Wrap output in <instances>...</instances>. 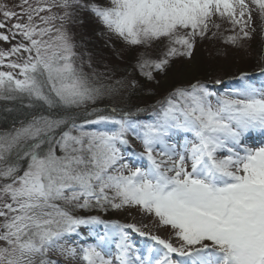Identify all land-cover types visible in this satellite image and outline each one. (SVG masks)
<instances>
[{
  "label": "snow or ice",
  "instance_id": "snow-or-ice-1",
  "mask_svg": "<svg viewBox=\"0 0 264 264\" xmlns=\"http://www.w3.org/2000/svg\"><path fill=\"white\" fill-rule=\"evenodd\" d=\"M84 13L147 81L222 28L264 41V0H0V101L19 105L0 129V264H264V82L133 105L139 80L75 51ZM131 209L167 238L100 216Z\"/></svg>",
  "mask_w": 264,
  "mask_h": 264
},
{
  "label": "rangeland",
  "instance_id": "rangeland-1",
  "mask_svg": "<svg viewBox=\"0 0 264 264\" xmlns=\"http://www.w3.org/2000/svg\"><path fill=\"white\" fill-rule=\"evenodd\" d=\"M87 21L91 23V25L89 23L90 26H88L87 23L85 24V22L71 26L73 42L76 45L75 51L78 55H80L85 61L91 59L93 67L100 72L105 71V65L109 68H115V78L117 79L129 74H131L129 78L134 76L137 80H139V78L144 79L139 75L138 71L134 72L132 69L133 56L128 53H123V55H121L124 45L119 41L109 39L104 27L93 16H89V20ZM92 30L93 35L99 39L96 40L99 41L97 42L98 44L102 43L101 40H107L109 42V44H106L107 48L103 46L99 47V49H106V51L102 53L100 59L95 58L94 55L87 52L88 50L90 51V42L93 41V36L89 35ZM221 31L223 32V36L211 37L210 33L209 37H206L203 40L197 38L190 58L176 57L170 61L169 66L163 73L154 72L155 80L148 82L153 83L156 88L146 93L136 92L131 97V104H140L147 100L154 99L152 100L153 102L159 93L164 91V88L168 84L178 82L184 83L183 86H186L190 83H194V77L196 76L205 77V80H202L203 78L197 79L205 83L211 90L223 93L236 86L238 83L237 78L240 76L238 75V72L241 71L250 60L253 61L254 68H260L262 64H264V60L261 59L262 55H264V41L261 40L259 31L254 34V39L244 48H237L230 44H226L224 37L231 35L232 33L224 31L223 28ZM109 50L111 51V55L104 54ZM158 53L159 49H156L153 55H157ZM85 70L87 71L88 69L86 68ZM249 78L259 84L264 82V73H261L260 70ZM217 80H220L221 83L217 84ZM1 102L3 101H0V103ZM105 103H107V101H105ZM133 147V149H129V152L139 150L138 146L133 145ZM129 158L131 159L133 157L130 156ZM112 214L114 219L112 222L135 223L137 226L147 224L148 227L143 229L145 232L160 235L162 238H167L168 236V229L156 227V225L151 223L150 217H142V215L135 209L112 212ZM100 216L101 219H108L104 214H100ZM100 227L103 230V226ZM81 231H86V229H81ZM133 239L136 241L142 240L150 244L152 243L150 240H146V238L137 235H134Z\"/></svg>",
  "mask_w": 264,
  "mask_h": 264
},
{
  "label": "trees",
  "instance_id": "trees-1",
  "mask_svg": "<svg viewBox=\"0 0 264 264\" xmlns=\"http://www.w3.org/2000/svg\"><path fill=\"white\" fill-rule=\"evenodd\" d=\"M82 16L83 17H81V19H83V22H85V24L87 23V25L88 26H90L91 25V23L89 22V21H87V20H89V16H91L90 14H88V13H84V14H82ZM92 17V16H91ZM87 19V20H86ZM89 23H90V25H89ZM89 29V28H88ZM91 33L89 34L90 36H93V41L92 42H90L91 44H90V51L88 50L87 52L88 53H90L91 55H94L95 56V58H98V59H100L102 56V53L104 52V51H106V49H99V47H101V46H103V47H105V48H107V45L106 44H109V42L107 41V40H101L102 41V43H100V44H98L97 42H99V41H96V40H99L95 35H93V30L92 31H90ZM89 36V37H90ZM88 37V38H89ZM117 46V45H116ZM111 53V51L109 50L108 52H105L104 54H106V55H111L110 54ZM260 69H261V67L260 68H254V65H253V61H249L248 62V64H246V66H244L242 69H241V71H239L238 73V75H240L241 73H247V75H248V77H250L251 75H253V74H255L256 72H258V71H260ZM237 75V76H238ZM239 77V76H238ZM195 79H194V82H195V80L197 81L198 79L197 78H203V76H196V77H194ZM202 80H205V77L202 79ZM139 81H140V83H141V87L136 91V92H144V93H146V92H148V91H150V90H154L155 88H156V86L153 84V83H149L148 81H145L144 79H142V78H139ZM193 81V80H192ZM192 81H190V82H192ZM202 82V81H201ZM184 85V83H178V82H172L171 84H168L165 88H164V91L162 92V93H159V95L157 96V98L160 96V95H162V94H164L165 92H167L168 90H170V89H172L173 87H175V86H183ZM152 100H154V99H152ZM152 100H147V101H145V102H143V103H140L139 105H141V106H146V105H148V104H150V103H154L155 101H153L152 102ZM133 105H136V104H133ZM6 107H9V108H12V107H19V105L17 104V105H13L12 103H9V102H1L0 103V129H6V128H9L11 125H12V123H13V120H14V118L18 115L16 112H11V113H9V112H5L4 111V109L6 108ZM25 111H28V110H25ZM134 148V147H133ZM105 216H107V218L109 219V220H113V214H112V212H110V213H107V214H104Z\"/></svg>",
  "mask_w": 264,
  "mask_h": 264
},
{
  "label": "bare ground",
  "instance_id": "bare-ground-1",
  "mask_svg": "<svg viewBox=\"0 0 264 264\" xmlns=\"http://www.w3.org/2000/svg\"><path fill=\"white\" fill-rule=\"evenodd\" d=\"M256 137H258V136H256ZM260 138V137H259ZM252 141L253 142H258L259 141V139H256V140H253L252 139ZM99 228H100V230H102V228L99 226ZM89 242H92V238L91 237H89ZM134 242L136 243V244H139V243H141L140 241H136L135 239H134Z\"/></svg>",
  "mask_w": 264,
  "mask_h": 264
}]
</instances>
